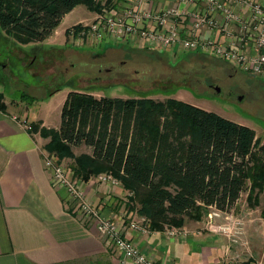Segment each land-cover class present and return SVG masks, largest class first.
Segmentation results:
<instances>
[{"label":"trees","instance_id":"16d2710c","mask_svg":"<svg viewBox=\"0 0 264 264\" xmlns=\"http://www.w3.org/2000/svg\"><path fill=\"white\" fill-rule=\"evenodd\" d=\"M80 5L102 10L97 0H0V26L23 43L45 42ZM41 134L50 139L49 151L74 160L78 178L111 174L133 192L153 231L201 221L211 208L230 212L246 190L249 201L264 192V144L256 132L176 98L71 91L59 131ZM80 147L92 153L76 155Z\"/></svg>","mask_w":264,"mask_h":264},{"label":"rangeland","instance_id":"374dc122","mask_svg":"<svg viewBox=\"0 0 264 264\" xmlns=\"http://www.w3.org/2000/svg\"><path fill=\"white\" fill-rule=\"evenodd\" d=\"M97 2L101 3L102 10L115 8L112 0ZM102 10L95 12L96 15ZM85 14L83 7H77L65 18L61 31L52 34L53 40L63 42L60 49L37 41L23 43L0 26V90L4 89L7 98L15 101L24 94L33 97L38 118L49 127L46 129L59 131L61 111L68 94L81 91L111 98L147 96L158 101L176 98L248 126L264 137V78L252 77L239 69L235 74L231 63L218 59L211 58L215 63H187L186 58L197 53L181 47L142 49L131 43H112L104 50L101 47L70 48L66 42L67 31ZM67 27L64 34L63 29ZM25 54L30 55L28 64L22 58ZM206 83L212 87L207 88ZM45 147L47 153L65 164L58 154ZM75 150L77 155L91 151L87 147ZM248 197L246 190L232 211L222 212L221 217L216 218V224H226L232 232L238 231L236 242L208 228L206 222L208 215L215 211L213 208L202 219L205 225L194 229L221 236L224 246L227 243L225 258L228 260L264 258V192L251 201ZM135 206L136 203L130 208Z\"/></svg>","mask_w":264,"mask_h":264},{"label":"crops","instance_id":"0c3cea01","mask_svg":"<svg viewBox=\"0 0 264 264\" xmlns=\"http://www.w3.org/2000/svg\"><path fill=\"white\" fill-rule=\"evenodd\" d=\"M251 1L264 7V0ZM112 2L115 3V10L120 11L130 5H137L138 0ZM181 5L179 0H156L158 11ZM78 7H83L86 14L72 26L96 18L95 12L81 5ZM147 7L148 5H143V8ZM182 7L190 8L189 5ZM244 11L237 8V12L246 18ZM70 14L71 12L64 17L55 32L61 31L63 21ZM179 24L183 32L190 30L188 21L181 20ZM68 28L63 29L64 34ZM222 34L219 30L215 37L223 43L225 37ZM196 35L199 39L209 37L205 30ZM52 37L53 35L43 43L52 45V49H60L63 42L57 38L53 40ZM110 44L112 43L98 47L104 50ZM37 57L34 56L35 59ZM22 58L28 64L30 55L25 54ZM230 67L238 74L232 64ZM0 94L3 95L0 105V264H119L121 256L109 248L93 222L81 218L67 190L56 185L52 173L46 169L44 153L50 139L41 134V129L47 126L38 118L35 104H28V99L23 96L16 101L8 99L4 89L0 90ZM93 95L100 98L95 92ZM20 118L39 124L40 128L26 131ZM256 137L261 138L264 144L262 135L256 132ZM64 161L75 185L104 217L120 225L124 213L142 217L139 214L140 204L132 201L134 197L129 196L123 186L100 183L96 177L89 181L80 179L71 168L74 160L66 158ZM135 203V208H130ZM200 225L203 227L205 222L187 220L182 229L190 230L192 234L185 239L168 236L172 230L181 229L175 227L165 231L152 230L148 235L127 231L126 236L159 264H225L229 261L225 258L228 253L227 243L224 246V239L216 234L196 233L194 229Z\"/></svg>","mask_w":264,"mask_h":264},{"label":"built area","instance_id":"2783aa9c","mask_svg":"<svg viewBox=\"0 0 264 264\" xmlns=\"http://www.w3.org/2000/svg\"><path fill=\"white\" fill-rule=\"evenodd\" d=\"M179 1L190 8L181 5L158 11L156 0H138L137 5H130L120 11L115 8L103 9L92 22H81L69 28L66 42L73 49L93 48L107 43H131L142 49L181 47L185 51H196L229 62L252 77L264 78L263 6L251 0ZM144 4L148 7L143 8ZM237 8L245 10L247 17H242ZM181 20L188 21L190 30H181ZM203 30L209 37H196ZM219 30L225 37L223 43L215 37ZM20 123L26 131H33V124L27 119L20 118ZM44 160L46 169L52 173L53 182L67 190L81 218L93 222L109 248L121 256L119 264H159L126 236L127 231L151 234V223L146 217L124 213L121 225L104 217L86 200L85 194L75 185L67 166L58 157L45 152ZM96 180L112 186H123L111 174H100ZM128 193L134 196L133 192ZM213 209L215 211L207 218L208 228L236 242L238 231L232 232L226 224H216V218L221 217L222 211ZM191 234L190 230L181 228L172 230L168 236L185 239ZM225 264H264V258H252L250 261L234 258Z\"/></svg>","mask_w":264,"mask_h":264},{"label":"flooded vegetation","instance_id":"af4514ba","mask_svg":"<svg viewBox=\"0 0 264 264\" xmlns=\"http://www.w3.org/2000/svg\"><path fill=\"white\" fill-rule=\"evenodd\" d=\"M185 51V50H184ZM197 54H192V56H188L186 58V62L187 63H191V62H208V61H213L215 63L214 60L212 59H217L215 57H212V56H202V53H199V52H196ZM204 55V54H203ZM192 58V59H191ZM212 58V59H211ZM219 60V59H218ZM222 61V60H221ZM226 65V64H225ZM208 88V86L211 88L212 86L211 85H207V83L205 84ZM217 90H219L220 88H216Z\"/></svg>","mask_w":264,"mask_h":264}]
</instances>
